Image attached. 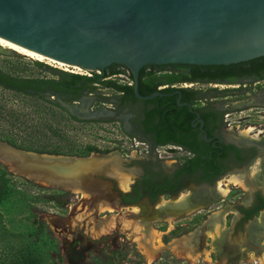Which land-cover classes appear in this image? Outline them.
<instances>
[{"label":"rangeland","instance_id":"1","mask_svg":"<svg viewBox=\"0 0 264 264\" xmlns=\"http://www.w3.org/2000/svg\"><path fill=\"white\" fill-rule=\"evenodd\" d=\"M55 70L75 73L71 71L82 69L59 67L21 54L0 53V71L11 77L58 78ZM105 74L103 80L122 85L127 81L122 69L115 73L119 75L116 77L107 71ZM90 87L91 89L81 94L75 105L79 106L82 104L81 99L86 98L83 102L91 115L79 118L84 121H76L61 105L71 104L66 98L57 97L50 92L26 93L0 85V140L8 143L10 140L44 152L29 151L50 155L92 154V157L96 153L117 152L125 161L123 166L128 168L122 171L125 174L140 170V164L144 160L153 164L158 159H181L177 153L170 156L174 149L171 146L157 148L159 151L155 153L154 150H149L147 144L127 137L119 121L107 116L109 107L114 106L116 90L102 82H95ZM225 94H229L226 97L229 101L227 106L231 107L230 103L236 97L232 93ZM249 106L251 105L234 108L237 111L229 114L230 123H242L240 128H244L243 123L249 126L264 122V106L258 105L255 109L248 108ZM85 147H90L91 151L84 150ZM7 164V161L0 160V169L5 168L11 174L8 178L13 187V196L16 197L9 198L0 206V254L6 246L8 248L19 242L31 241L43 254L45 264H108L110 260H114L116 264H152L160 255L165 254L189 264H219L214 239L221 235V229L231 227V222L229 224L230 216H226L224 219L227 221L221 224L214 213L226 212L230 208H226L227 205L243 197L240 195L243 192L240 187L230 185L228 192L215 198L206 209L191 210V207L187 211L193 212L187 214L180 203L173 204L164 196L158 201L156 213L142 206L132 205L138 208L135 213L131 212L132 206L120 203L119 192L111 187L110 196L96 199L90 192L35 182L13 172ZM105 201L112 209L97 208L98 204ZM261 216H258L259 221ZM262 225L264 226L263 222ZM133 226H137L139 230ZM141 228L144 231H140ZM202 232L208 238L204 239L203 249H199L196 244ZM261 240L264 243V238ZM188 242L191 247L195 244V248L189 251V256L187 251H176L178 248H189ZM243 247L247 248L245 245ZM145 248L152 252L151 259L147 258ZM262 253L264 247L259 251L249 249L247 258L241 259L238 264H264L260 259Z\"/></svg>","mask_w":264,"mask_h":264},{"label":"water","instance_id":"2","mask_svg":"<svg viewBox=\"0 0 264 264\" xmlns=\"http://www.w3.org/2000/svg\"><path fill=\"white\" fill-rule=\"evenodd\" d=\"M0 36L81 69L126 68L136 96L148 99L158 93L139 94L144 65H228L264 56V0H0ZM0 53L19 55L1 45ZM91 155L35 153L0 140V160L13 172L54 186L68 181L96 199L110 196L113 170H127L125 161L117 152ZM189 199L186 209L210 197ZM223 241L219 264L247 258L239 244Z\"/></svg>","mask_w":264,"mask_h":264},{"label":"flooded vegetation","instance_id":"3","mask_svg":"<svg viewBox=\"0 0 264 264\" xmlns=\"http://www.w3.org/2000/svg\"><path fill=\"white\" fill-rule=\"evenodd\" d=\"M129 78L131 83L126 81L125 84L131 85L133 92L116 90L114 106L109 107L111 112L108 111L107 116L117 119L127 137L147 144L150 151L156 153L157 148L171 146L174 149L170 156L177 153L181 159H158L153 162L155 165L148 160L142 161L140 170L131 172L133 180L126 191L118 187L117 180L111 179L112 189L119 192L120 203L148 210L157 208L164 196L170 201L182 194L198 197L199 194L193 192L195 189L211 192L206 195L210 199L200 201V205L191 210L206 209L221 196L212 195L216 192L217 181L228 173H235L242 177L247 188L240 187L243 200L227 205L226 208L231 209L226 212L214 213L221 224L226 216H230L229 224L231 222V227L221 229V235L214 239L216 250L225 240L226 245L239 244L247 256L249 249L259 251L264 247L261 240L264 238V140L257 142L252 135L246 139L243 131L248 125L243 123L244 128H240L242 123L231 124L229 114L243 105H251L248 108L252 109L264 106V98L258 99L264 90V67L255 61L234 66L147 64L138 72L137 90L143 96L158 93L148 99L136 96L135 81L131 74ZM203 85L209 87L202 88ZM225 93L236 97L231 107L227 106L229 94ZM54 94L66 98L74 106L81 98L80 95L70 100V96ZM252 126L262 127L259 136L264 138V122ZM191 210L187 214L192 213ZM258 216L263 218L261 222ZM204 234L202 232L198 238L196 246L199 249H203L204 239L208 238ZM194 248L195 244L190 251Z\"/></svg>","mask_w":264,"mask_h":264},{"label":"trees","instance_id":"4","mask_svg":"<svg viewBox=\"0 0 264 264\" xmlns=\"http://www.w3.org/2000/svg\"><path fill=\"white\" fill-rule=\"evenodd\" d=\"M255 61L261 67H264V56H260L251 60L242 61L238 63H232L228 65H199V66H234L239 63ZM41 65V63H38ZM186 65H195V64H186ZM119 66L112 64L102 71V74L92 73V76H87L80 73H70L62 70H55V74L58 78H19L11 77L10 75L4 74L0 71V85L8 89H13L16 91H22L26 93L40 94L43 91L49 90L51 93H58L62 96L68 97L70 100L78 98L83 91L91 89V84L102 82L105 86L112 87L117 91H126L132 93V86L127 84H117L111 80H103L106 76V71L109 74H115L119 72L117 69ZM140 94V93H139ZM64 108V107H63ZM65 110V109H64ZM70 116L76 121H84L78 117L71 115ZM12 145L24 149V150H34L44 152L42 150H37L31 147L18 145L16 143L8 140ZM84 150L91 151L90 147H85ZM46 152V151H45ZM51 153H58L51 151ZM8 176H11L5 168L0 169V206L4 204L13 196V187L10 184ZM29 183V182H27ZM2 253L0 254V264H45L43 254L38 250V247L35 246V243L31 241L19 242L17 245L12 247L6 246L3 248ZM112 261V262H111ZM114 260L108 261V264H116ZM103 263V262H102ZM104 264V263H103ZM152 264H189V262L184 260L175 259L168 255H160L158 259L154 260Z\"/></svg>","mask_w":264,"mask_h":264},{"label":"bare ground","instance_id":"5","mask_svg":"<svg viewBox=\"0 0 264 264\" xmlns=\"http://www.w3.org/2000/svg\"><path fill=\"white\" fill-rule=\"evenodd\" d=\"M0 45L3 47V48H5V49H13V50H15V51H17V53L20 55H24V56H27V57H30V58H32V59H35V60H38V61H45V62H47V63H54V64H56L57 66H59V67H61V66H64V67H70V68H73V69H81V68H79V67H76V66H70V65H68V64H65V63H62V62H60V61H56V60H54V59H51V58H48V57H45V56H43V55H41V54H39V53H37V52H35V51H32V50H30V49H27V48H24V47H22V46H20V45H18V44H16V43H13V42H11V41H9V40H7V39H5V38H3V37H1L0 36ZM261 99L262 100V98H264V90H262L261 92H260V94H259V97H258V99ZM82 100V99H81ZM259 104H262V102L261 101H259L258 102ZM71 108H72V111H74L75 113H77L78 115H80V116H87V115H91V113H89L88 112V110H87V107L85 106V104H84V102L82 101V104H79V106H74V105H72L71 106ZM102 112V111H101ZM259 132H261V130H260V128H258V129H256V127H254V126H252V125H249V126H247L245 129H244V131H243V133H244V135L246 136V139H247V136L248 135H252V137H256L255 139H256V141L257 142H260V141H263L264 140V138L263 137H260L259 136ZM92 157H98L97 155H93ZM8 162V161H7ZM9 164V163H8ZM257 169L258 168H256V169H253L254 171H257ZM121 170H113V175H115L116 177L115 178H117V182H118V187L121 189V190H123V191H126L128 188H129V184L131 183V181L133 180L132 178V174L130 173V174H125L124 172H122ZM45 183H48V182H45ZM59 184H60V186H62V187H64V188H67V189H71V190H73V191H79V189H78V187H75V186H73V184L72 183H70V182H68V181H60L59 182ZM230 185H234V186H239V187H242V188H244V189H246L247 188V186H246V184H245V182L243 181V179H242V177L241 176H239V175H237V174H235V173H228V175H225L223 178H221V179H219L218 181H217V183H216V192H217V195H215V196H218V195H225L227 192H228V187L230 186ZM197 190H200L201 188H196ZM193 192L195 193V194H199V196L198 197H195L194 196V194H190V196L189 195H187V196H184V194H182L181 196H179V198L178 199H176V200H174V202L172 201V203L173 204H175V203H180L181 204V207L184 209L185 208V210H187L186 209V207L188 206L187 205V201H189L190 199V197L192 196L193 198H201V199H204L205 197H207L206 195H209L210 193L209 192H207V191H203V192H201V191H195V189L193 190ZM192 192V193H193ZM205 196V197H204ZM203 197V198H202ZM211 201V200H210ZM160 202V201H159ZM163 204V203H162ZM170 204V203H169ZM180 204H178L179 206H180ZM160 205V204H159ZM164 205V204H163ZM162 206V205H161ZM175 207V206H174ZM97 208H99L100 210H108V209H110L111 208V205L110 204H108V203H106V201L105 202H102L101 204H98L97 205ZM86 209V208H85ZM112 209V208H111ZM138 211V208H137V206H132L131 207V212H137ZM215 215V214H214ZM263 218H264V213H263V216H262ZM261 217V221H262V218ZM129 218V217H128ZM260 221V222H261ZM129 224V223H128ZM109 225H111V224H109ZM137 225V224H136ZM216 225V224H215ZM259 225H261L260 223H259ZM107 227V226H106ZM110 227V226H109ZM148 227V226H147ZM133 228H135V229H137V226H133ZM137 230H139V229H137ZM141 230H143L144 231V229L143 228H141L140 229V231ZM95 232H96V230H95ZM139 232V231H138ZM97 233V232H96ZM146 233H147V231H146ZM217 234V233H216ZM145 235V234H144ZM215 235V234H214ZM216 236V235H215ZM143 237V236H142ZM139 243H141V242H139ZM186 243V242H185ZM143 245V243L141 244V246ZM187 246L189 247V248H187V249H185V250H183V248H178V249H176V251L177 252H181V251H187L186 253H187V255H188V253H189V251H190V249H192V247H191V244L188 242L187 243ZM145 247V246H144ZM151 247V246H150ZM145 253H147V258L148 259H151L152 257H153V254H152V252L151 251H149V250H147L146 248H145ZM185 256V255H184ZM189 256V255H188ZM260 259H262V261H264V253H262L261 254V256H260Z\"/></svg>","mask_w":264,"mask_h":264},{"label":"built area","instance_id":"6","mask_svg":"<svg viewBox=\"0 0 264 264\" xmlns=\"http://www.w3.org/2000/svg\"><path fill=\"white\" fill-rule=\"evenodd\" d=\"M124 74H125V77L128 81V84L131 83L130 81V78H129V75H130V72L128 69L126 68H122ZM100 71L101 70H87V69H82V70H79V71H71V72H75V73H80V74H85L87 76H92V73H97V74H100ZM102 72V71H101ZM111 76L113 77H116V76H119L118 74H112Z\"/></svg>","mask_w":264,"mask_h":264}]
</instances>
